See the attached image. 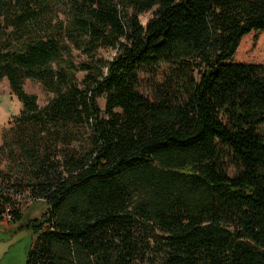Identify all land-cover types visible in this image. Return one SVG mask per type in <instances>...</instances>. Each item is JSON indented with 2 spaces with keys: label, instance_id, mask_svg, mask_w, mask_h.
<instances>
[{
  "label": "trees",
  "instance_id": "1",
  "mask_svg": "<svg viewBox=\"0 0 264 264\" xmlns=\"http://www.w3.org/2000/svg\"><path fill=\"white\" fill-rule=\"evenodd\" d=\"M122 2L130 13L94 0L73 19L89 58L78 66L53 37L0 46V81L21 104L13 123L55 127L63 144L34 183L0 178V220L23 219L24 191L46 204L27 223L26 264H264V64L234 61L245 35L264 32V0ZM160 64L181 69V100L169 83L154 100L138 92L140 70ZM26 80L52 94L44 107Z\"/></svg>",
  "mask_w": 264,
  "mask_h": 264
},
{
  "label": "rangeland",
  "instance_id": "2",
  "mask_svg": "<svg viewBox=\"0 0 264 264\" xmlns=\"http://www.w3.org/2000/svg\"><path fill=\"white\" fill-rule=\"evenodd\" d=\"M94 0H0V46L5 48L19 47L30 39L53 37L58 41L63 59L73 65L89 61L82 42L75 32L69 29L73 19L87 14ZM118 3L122 15L125 10L122 0ZM155 9L140 16L142 25L152 17ZM115 55L113 49H99L96 58L110 60ZM234 61L240 63L264 64V32H251L245 35L236 50ZM55 67V64L53 65ZM84 74L77 72L81 80ZM138 92L151 100L156 99L165 83L172 85V90L181 100V69L176 65L160 64L152 69L140 70ZM24 91L36 97L37 105L42 108L51 99L52 94L32 80H26ZM98 105L104 108V98L98 99ZM21 110V104L12 95L6 80L0 81V178L11 184L26 187L34 183L43 173L49 171V163L40 169L41 160L48 158L51 163L60 160L62 149L61 132L55 127H18L13 123L14 116ZM76 140L75 147L85 145L86 135L83 130H71ZM264 137V125L257 127ZM59 134V135H58ZM58 140V141H57ZM39 162V163H38ZM38 163V164H37ZM54 164V163H53ZM223 165L230 176L236 174V168L229 159ZM14 201L23 214L17 223L0 220V264H26L27 254L32 244L33 235L27 228L31 219L39 218L46 211V204L41 201H30L26 197Z\"/></svg>",
  "mask_w": 264,
  "mask_h": 264
}]
</instances>
